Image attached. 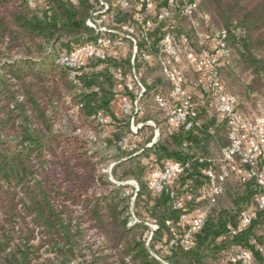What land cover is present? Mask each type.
Listing matches in <instances>:
<instances>
[{"label":"trees","instance_id":"1","mask_svg":"<svg viewBox=\"0 0 264 264\" xmlns=\"http://www.w3.org/2000/svg\"><path fill=\"white\" fill-rule=\"evenodd\" d=\"M199 2L200 11L209 18L205 22L216 28L209 35L228 32L230 55L221 60L222 87L248 109L250 104L264 105V0ZM34 3L0 0V264H71L74 259L82 264H242L234 258L241 249L264 264V252L257 248L264 247L260 234L264 210L256 206L262 189L246 173L230 165L232 175L225 185L234 177L240 192L233 193L230 186L226 194L231 207L208 212L190 248L170 246L176 229L178 233L190 229L183 223H191L182 219L184 213H191L190 204L175 208L170 192L155 191L154 179L144 177L148 168L144 157L152 164L177 160L188 166L175 178L176 188L204 183L203 171L212 161L206 156L208 145L220 140L229 144L221 135H228L225 121L216 125L213 120L190 130L176 123L167 133L163 126L162 137L151 146L123 148L121 141L138 134L131 129L137 117L134 121L114 106L124 89L116 71L131 70V53H108L105 58L83 54L72 77V70L58 57L97 40L98 34L87 23L93 3ZM114 10L121 29L133 15L119 7ZM143 82L147 87L143 102L148 95L154 100L162 95L156 83ZM187 86L192 98L199 100L201 114L209 98ZM100 112L113 119L108 134L99 121ZM102 146L118 152L119 163L112 169L115 178L137 180L136 205L145 209L141 208V220L131 221L130 196L103 170L109 159ZM132 161L136 167L117 176L118 169ZM240 164L246 171L248 165ZM245 206L254 207L253 222L232 235ZM150 223L158 228L149 240ZM252 238L256 243L250 242Z\"/></svg>","mask_w":264,"mask_h":264},{"label":"built area","instance_id":"2","mask_svg":"<svg viewBox=\"0 0 264 264\" xmlns=\"http://www.w3.org/2000/svg\"><path fill=\"white\" fill-rule=\"evenodd\" d=\"M90 1L93 8L87 23L98 34L97 40L83 45L81 49L72 53H61L58 57L62 65L72 70V77H76V69L83 54L105 58L108 53L126 55L130 52L131 70L124 72L119 69L116 71V77L124 85V90L132 95L126 93L122 97L123 113L133 116L135 121L144 110L143 96L147 92V87L142 79L145 66L157 56L163 75L171 86V99L167 100L158 95L155 98L156 103L171 121L184 125L187 130L201 129L204 123L200 117V102L192 98L185 76L186 66L190 64L201 78L198 84L200 96L209 98L208 106L216 107L219 119L225 121L228 126L229 144L222 148L220 171L211 161L203 171L204 183L197 187L187 183L180 190L176 188L175 178L185 172L188 164L168 160L158 173V178L153 184L154 190L169 191L174 200V207L178 209L187 208L194 201L205 200L214 205L224 192L225 182L230 175L229 166L240 159L242 163L248 165L245 171L248 178L253 179L262 189L256 199V206L264 210V105L259 106L258 115L254 113L252 116H245L239 109L237 96L226 92L222 87L221 60L230 55L228 32L217 30L212 36L200 32L198 19L208 21L209 18L200 11L199 0H116V7L133 15L128 23L121 25V29L118 28L114 5L106 0ZM29 2L35 5L34 0ZM184 19L192 21L195 33L179 30L178 22ZM162 24L163 30L159 31ZM194 36L201 46L200 52H197L194 45ZM156 48H159L158 53ZM136 62L142 64L141 68L137 67ZM98 118L103 126L113 122L112 117L104 112H100ZM136 127H132L134 132ZM210 132L213 130L210 129ZM120 143L127 150L136 147L130 145L132 143L130 137H126ZM136 187L135 195L139 190L138 186ZM187 216L188 214L184 213L182 219H186ZM207 216V211L197 210L191 228L184 233H177L171 239L170 246L181 244L185 248H190L194 232L204 226ZM253 219L254 207L243 209L240 221L232 229L231 234L242 232L252 224ZM135 221L138 220L132 222ZM151 227L149 240L158 225L151 224ZM250 242L254 244L256 240L252 238ZM257 248L264 252L263 246L257 245ZM234 258L242 264H258L242 249L235 253Z\"/></svg>","mask_w":264,"mask_h":264},{"label":"rangeland","instance_id":"3","mask_svg":"<svg viewBox=\"0 0 264 264\" xmlns=\"http://www.w3.org/2000/svg\"><path fill=\"white\" fill-rule=\"evenodd\" d=\"M107 2H109L112 6L114 5V9L116 8L115 6V2L116 0H106ZM198 23H199V30L200 32H202L203 34H210V30H215L216 28H211L210 25H208V23L205 22L204 19L199 18L198 19ZM178 28L180 31H186L189 33H195L194 32V27L192 24V21L190 20H180L178 22ZM194 40H195V47L197 49V52L201 51V46L198 43L197 37L195 38L194 36ZM156 53L159 52V48H156ZM189 62V61H188ZM146 70L143 74V80L148 83H156V86H159L162 88V96L169 100L171 99L170 96V92H171V86L170 84L167 82V80L165 79L160 63L158 62L157 56L154 57V59L152 60V62L150 64H146L145 66ZM185 76L187 79V82L189 84H191L192 86H194L195 91L199 92L200 91V85L199 84V80L200 75L190 66H186L185 69ZM229 91V90H228ZM122 95L120 97H118L117 99H115L114 101V106L115 108L119 109L121 107L122 108V97L126 94V92L124 91V89H122ZM230 92V91H229ZM234 94V93H232ZM239 102H241V99L239 98ZM240 111L245 115V116H252L254 113H256L258 115L259 113V104L253 105L250 104V106H252L251 109H248L246 105H243L242 102L240 103ZM123 111V110H122ZM124 114V113H123ZM140 116L138 118V120H136L134 122V127H136V132H138L137 136L135 137V135H131L130 137H132L134 140L133 142L130 144L135 145L136 147H134V151L137 148V145L139 144H146L147 146H151L153 143L157 142L161 137H162V127H165V130L167 133L168 130H170L171 128H173V126H175V122L171 121L170 118L167 116L166 112L156 103V101L154 100V98L152 97V95H148L144 101V110L138 115ZM214 116V117H213ZM202 121L204 124L206 123H210V121H215L216 125L222 124V121L219 119V114L216 110V107H210L208 106V108L206 110H204V112L201 113L200 115ZM216 118V119H215ZM113 122L107 126H104L103 129L105 131L106 134H108L110 132V130H113ZM133 126H131V129L133 130ZM143 127L141 129V132L139 133L140 128ZM172 130V129H171ZM222 137L226 136L225 138L229 141L228 135H224V132L221 133ZM166 136V135H165ZM168 136V135H167ZM151 140V141H150ZM149 141V142H148ZM225 145L223 144V140H220L219 142H214L211 145H208V151L206 152V156L209 157L216 165L217 169L220 171L222 169V162H221V152H222V148ZM102 152L104 154L105 157H107L109 160H107L106 164L103 167V170L108 171L111 179L121 185L124 186L123 192L124 194L130 196L129 202H130V213H131V221L137 219V220H141L143 216H141V208H143L141 206V208H137L138 205H136V186H138L139 188V184L137 182V180L132 177V176H124V172L132 167H136V162L132 161V162H128L126 164H124L123 166H121L118 171H117V176H124V179L122 181L118 180V178H115L112 175V169L113 167L119 163L118 158H115L116 155L118 154L117 150L115 148H106V146H102L101 147ZM130 151H133L132 149H128ZM199 153L202 154L201 151H199ZM142 161L144 162V164H146V166L148 165V168L145 172V178H150V176L154 179V181L157 180L158 178V173L161 170V168L163 167L164 163L167 162V160H164L163 163L159 162V163H154L152 164V162L149 161V158H143ZM230 168V166H229ZM229 170V174L232 175L231 171L232 169L230 168ZM233 168H236L238 171L245 173V168H243V166L240 164L239 160H236L233 164ZM231 180H229L226 185H225V194L223 196H221L217 202V204L215 205H211L209 204L207 201H194L192 203H190V205L188 206L189 209H191V213L187 216V218L185 219V221H187L188 223L192 222V217L195 215L196 211L201 209L204 211L211 212L214 207H222V206H227V207H231V202H230V198L228 197V195L226 194V191L230 188L234 186L235 189H233V193L236 194V192H240L238 189L239 186V182L236 181V179L234 177H229ZM176 184V182H175ZM180 190L181 186L178 188ZM237 207V206H236ZM235 207V208H236ZM250 206H245L243 209L249 208ZM241 208H236V210H239ZM242 209V210H243ZM143 211L145 210L144 208L142 209ZM240 210V212L242 211ZM154 224V223H150ZM185 225L186 229L191 228V224L190 226L187 223H183ZM184 228V226H183ZM177 233H178V229ZM180 230V228H179ZM183 230V229H182ZM260 234H264V230L260 231ZM166 248V246H165ZM167 249V248H166ZM71 264H82L79 260L74 259L73 262Z\"/></svg>","mask_w":264,"mask_h":264},{"label":"crops","instance_id":"4","mask_svg":"<svg viewBox=\"0 0 264 264\" xmlns=\"http://www.w3.org/2000/svg\"><path fill=\"white\" fill-rule=\"evenodd\" d=\"M139 117H140V116H139ZM139 117L137 116V120H138Z\"/></svg>","mask_w":264,"mask_h":264}]
</instances>
